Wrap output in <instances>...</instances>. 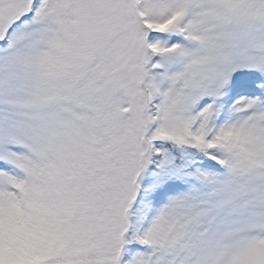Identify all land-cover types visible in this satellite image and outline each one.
<instances>
[{
    "label": "snow or ice",
    "instance_id": "snow-or-ice-1",
    "mask_svg": "<svg viewBox=\"0 0 264 264\" xmlns=\"http://www.w3.org/2000/svg\"><path fill=\"white\" fill-rule=\"evenodd\" d=\"M0 264H264V0H0Z\"/></svg>",
    "mask_w": 264,
    "mask_h": 264
}]
</instances>
